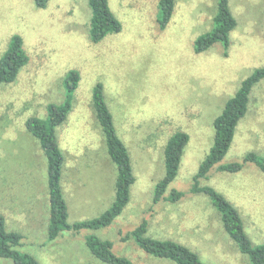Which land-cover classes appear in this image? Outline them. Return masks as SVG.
I'll use <instances>...</instances> for the list:
<instances>
[{"label": "rangeland", "instance_id": "rangeland-1", "mask_svg": "<svg viewBox=\"0 0 264 264\" xmlns=\"http://www.w3.org/2000/svg\"><path fill=\"white\" fill-rule=\"evenodd\" d=\"M228 1L236 26L227 52L216 43L195 53L194 39L210 29L216 0H176L163 29L155 19L158 0H108L122 29L98 43L89 39L88 0H49L45 8L33 0H0V56L13 34L22 37L28 56L16 79L0 84V214L8 230L23 235L22 251L41 264H105L85 246V235L92 233L135 264H175L147 254L131 238L122 240L146 219L147 236L177 241L204 263L250 264L224 231L209 197L189 192L213 142L214 118L241 81L264 67V0ZM70 69L79 72L80 81L67 119L56 129L68 222L96 217L114 199L117 169L91 101L97 82L128 148L135 181L129 202L110 225L63 231L48 241L46 157L25 120L45 116L49 103L62 100V79ZM176 131L188 133L189 140L168 191L184 195L153 204L154 185L164 175V146ZM251 151L264 157V78L252 87L222 162L243 163ZM242 165L237 172L212 168L199 182L237 208L254 244L264 243V171L254 163ZM0 264L14 263L0 258Z\"/></svg>", "mask_w": 264, "mask_h": 264}, {"label": "trees", "instance_id": "trees-1", "mask_svg": "<svg viewBox=\"0 0 264 264\" xmlns=\"http://www.w3.org/2000/svg\"><path fill=\"white\" fill-rule=\"evenodd\" d=\"M48 1L33 0L37 8H45ZM175 1L158 0L155 19L159 29H163L172 17ZM88 5L91 10L88 34L93 43L100 42L108 34L121 31L122 24L111 11L108 0H88ZM235 26L236 19L230 10L229 1L216 0L212 25L210 29L194 39V52H203L214 44L220 43L226 53L230 44L229 35ZM27 61L28 56L23 48L22 37L19 34H13L7 48L0 56V84L13 82ZM263 78L264 67L255 68L241 81L235 93L226 100L222 111L214 118L213 142L200 162L189 189L190 193H204L209 197L219 214L224 231L250 264H264V243L254 244L244 230L237 208L213 187L200 185L199 180L207 178L212 168H216L217 171L237 172L242 169V164L245 162L254 163L264 171V157L252 151L244 155L243 163L240 161L222 162L232 143L237 124L247 111L252 87ZM79 81V72L76 69L68 70L62 79V100L49 103L46 106L45 116H30L25 120L27 131L38 141L46 157L49 199L48 241L54 240L63 231L77 234L81 230H95L110 225L129 202L130 187L135 181L128 148L116 132L113 115L104 96L103 85L97 82L92 88L91 101L103 134L107 154L117 169L114 199L100 215L72 223L68 222V209L61 185L64 155L59 146L56 129L67 119ZM188 140L189 135L184 131H176L167 139L163 151L164 175L154 185L153 204L163 200L174 203L184 195L176 188L168 191V187L177 176L181 156ZM147 229L148 221L143 219L128 231L122 240L131 238L147 254L171 260L175 264H207L200 259L197 253L177 241L147 236ZM22 239L21 233L6 228L5 219L0 214V258L10 259L14 264H41L33 255L20 249ZM84 241L89 252L105 264H135L126 256L114 253L113 243L108 239L91 233L85 235Z\"/></svg>", "mask_w": 264, "mask_h": 264}]
</instances>
